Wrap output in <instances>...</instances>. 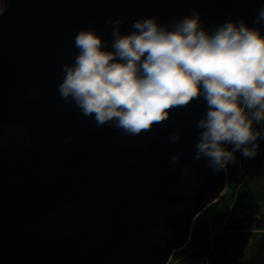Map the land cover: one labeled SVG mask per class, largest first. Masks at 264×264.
Segmentation results:
<instances>
[{
    "label": "water",
    "instance_id": "water-1",
    "mask_svg": "<svg viewBox=\"0 0 264 264\" xmlns=\"http://www.w3.org/2000/svg\"><path fill=\"white\" fill-rule=\"evenodd\" d=\"M264 110V0H0V264H167Z\"/></svg>",
    "mask_w": 264,
    "mask_h": 264
},
{
    "label": "trees",
    "instance_id": "trees-1",
    "mask_svg": "<svg viewBox=\"0 0 264 264\" xmlns=\"http://www.w3.org/2000/svg\"><path fill=\"white\" fill-rule=\"evenodd\" d=\"M233 125L227 188L197 216L191 240L173 253L176 264H249L264 252V235L240 212L264 205V111L247 98Z\"/></svg>",
    "mask_w": 264,
    "mask_h": 264
},
{
    "label": "rangeland",
    "instance_id": "rangeland-1",
    "mask_svg": "<svg viewBox=\"0 0 264 264\" xmlns=\"http://www.w3.org/2000/svg\"><path fill=\"white\" fill-rule=\"evenodd\" d=\"M247 98H249V97H247ZM247 98H245V101H246ZM231 123L233 124V119L231 120ZM233 130H234V127H232V133H233ZM231 137H232V135H231ZM230 140H231V138H230ZM227 156H228V154H227ZM240 212L242 213L243 216H245V218L248 221H250V223L254 226V229H256L258 231L257 234H258L259 240H261L260 237H262V235H264V223H262V224H257V223H259L258 220H260L261 213L264 212V205L262 207H260V208H257V209H254V210H248V211H245V212H244L243 209L242 210L240 209ZM253 253L254 252L250 253L249 258L252 257ZM253 259H254V261H253L254 264H257L258 261H259L260 264H264V252L262 253V255L256 256ZM167 264H176V261L174 260L173 256L171 257V259L169 260V262Z\"/></svg>",
    "mask_w": 264,
    "mask_h": 264
},
{
    "label": "flooded vegetation",
    "instance_id": "flooded-vegetation-1",
    "mask_svg": "<svg viewBox=\"0 0 264 264\" xmlns=\"http://www.w3.org/2000/svg\"><path fill=\"white\" fill-rule=\"evenodd\" d=\"M263 219H264V215L262 216V219H260V220H259V222L263 221ZM253 261H254V260H253ZM253 261H252L251 263H249V264H254V262H253ZM257 264H260V263H259V261H258V263H257Z\"/></svg>",
    "mask_w": 264,
    "mask_h": 264
}]
</instances>
